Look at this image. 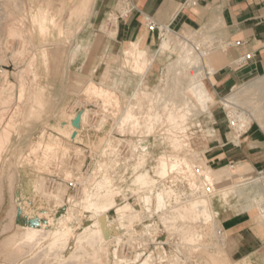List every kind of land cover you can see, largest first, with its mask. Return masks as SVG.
Masks as SVG:
<instances>
[{
	"label": "rangeland",
	"instance_id": "1",
	"mask_svg": "<svg viewBox=\"0 0 264 264\" xmlns=\"http://www.w3.org/2000/svg\"><path fill=\"white\" fill-rule=\"evenodd\" d=\"M217 1H219V0H215V2H217ZM71 3L72 2H68L67 0H65V1H63V0H0V5H1L0 6V8H1L0 9V24H1L0 25V86H1L0 87V91H1L0 97L1 98L0 99H2L3 96L5 97L6 93L10 92L7 89L11 85L13 87V90H14L12 92V98H13V100H15L13 102L14 105H12V108L7 113L5 112L6 111L5 107L2 104H0V110L2 109L0 111V113H1L0 116L2 115V113L4 115V112L6 115L5 116L6 118L3 116L0 117L1 121L3 120L2 126H1V121H0V126H1L0 131L3 130L7 126L11 117L17 111V108H18V113H19L16 115L18 117L16 119L17 124H16L15 129L13 130L14 132H12L11 143L9 144L7 150L4 152V154L2 156V159L0 160V174H1L0 179H2V181L0 180V184H1L0 186H2V187H0V193H1V196L3 199L1 204H0L1 205L0 206V264H20V263L24 264L26 260H28V262L26 261L27 263H25V264H30V263L31 264H44L42 262H39V260H38L39 258L37 259L35 257V255L38 256L37 252H39V254H40V252L44 251L43 247H45V246L48 247L51 239L47 238L46 240H44V242L42 243L41 246H38V248H36L34 251L24 253L23 255H26V256L21 255L20 256L21 258L19 256H18L19 257L18 258L15 255L14 247H11V248L6 247L5 242L12 235H14V233L17 232L18 225H21L22 219H24V221H26L25 222L26 225H28L30 220L31 221L32 220L37 221V225H40V224L47 225V224H49V222H48L49 218L48 217H51L54 219V224H52V226L49 225L48 229H51V232L53 231L54 233H55V230H57V228L60 229V228H65L67 226L74 227V225L76 223H78L77 215H78L79 211L83 207H90V205H91L90 202L85 199V198H87L86 197L87 196V190L89 191L90 195L92 194L93 200H94V198H96V194H98L97 190H99V188H100L99 184H97L98 180L99 181L102 180V182H103L104 180L107 181L109 179L105 185L106 189L103 185V187L99 190V192L100 191H106L112 187H115L114 189L118 188V190H120L122 192V194L124 195L125 199H123L124 201H122V202L127 203V201H128V203H132V202L134 203V202H137V199L139 197L140 198L142 197L143 200L145 197V199L149 198L150 199L149 201L152 200L151 205L153 206L152 203H154V200L158 198V197H156V194H157L156 192L159 191L158 189H160V187L158 186V189H157V187H156L157 185H154V187H156V189H154L152 184L150 185L148 183V185H147V183L145 184V182H143V180L140 181V179H139V181H137L138 177H139L138 175L143 176L144 174L145 175L147 174L149 177L153 178V179L150 178L151 180H154L157 178L159 180L160 178L158 177V175H156L157 171H158V168H157L158 164H160L159 158L161 156H165V159H167L168 154L170 156H177L178 155L179 157H182V156L186 157L189 155L188 159H191L192 163L194 165H196L197 167H199V168H203L200 166L209 167L211 169L213 175H214V179H215V183H214L215 187L214 188H215V190L217 191L220 189H225V192L223 191L221 193V196L219 195L215 198L211 197V198H213L212 202L214 205V211H216L218 213V215L216 216L217 217L216 219L218 222V223H216V225H217L216 230H215L214 224L213 225L209 224L208 226H205L204 229L202 228L203 230L198 229L199 231H202V232L204 231L203 235H204V233H205V235L201 236L202 238L199 239L200 242L198 241V239H196L197 240L196 242L198 244L196 242H194L195 243L194 246L197 245L196 247L199 249L198 250L196 247H194L195 251H194V248H193V250L191 249L192 252H194L195 254H193V253L189 254V252H191V250L188 248L189 245L186 246V244H185L186 242L183 243L184 241L178 235H176V237L172 239L173 242H172V245L170 246L171 249H169V250L167 249L168 252L171 254V256H173L172 260H174V257H176L175 261H179V259H180V261L183 262V259H184V262H187V260H188V262H190V260H191L192 261V262H190L191 264H196V261H197V264H206V260L207 261L209 260L207 262V264H214V263H212L211 259H209L210 257L204 255L203 250H201V249L205 248L208 253H211V254L213 253V255H215V256L218 255V253H219L218 250L222 249L223 250V256L225 257V264H244L241 261L240 255L235 253V251L237 250V245L232 243L231 239L228 237L227 233L225 232V230L223 229V227L221 225V220L223 218V217H221V214H222V211L225 210V206H230L233 209V211H237L239 209H240V211H248L251 214V217L253 219L256 218L257 216H261V213L258 210L259 206L257 204H255L251 210L246 209L245 207L250 205V202H251L250 198L253 197L255 194H257L258 191H260L262 189V184L260 186L259 182H260V180H261V182H262V180H264V178H263L264 176H258L257 175L258 172H257V173L251 174L247 177L246 176L243 177V175L240 174L243 172V170L240 168H239V170L237 168H231V167L223 168V169H216L214 166H212L207 161L205 154H206V151H208V149H209L208 146L210 145V141L215 139L214 128H217V125H215L216 124L215 119H213V120L210 119L208 117V115L204 114V115H199L197 117L192 116L193 118L190 117L186 122L185 129H183V130L182 129H176L175 130V128L172 127V124L169 125L170 122L166 121L167 119L164 115L165 110H164V106H163L164 97L166 99H168L170 97V93L174 92V97L171 96L169 98L170 100H173L174 102H180L182 99V95L178 96L181 99L176 98L175 93H177V90L173 91V89H171V85H174L173 82H175V80L174 81L172 80V76H173L174 72L171 71L169 68L172 67L173 65L177 64V62H178V54H177L176 50L167 49L164 51H159L160 44H161V41H159L158 46L153 50V52L157 51L155 64L152 67V69L150 71H148L147 74H145L144 76L142 75L144 77L143 78L139 74V72L142 73L141 70L136 69L134 67L136 70V73L132 72V68H133V64L131 63L132 61L131 62L128 61L126 53H125L127 48L125 49V51H124V48L119 50L117 48V46L115 45L116 35H115V33H113V30L115 31V28L113 27V22H111V21L116 20L117 24H118V20H117L118 16L124 15L125 9L123 7H120V8L118 7L117 11L111 12L110 14H108L104 19H102L100 21V23L93 24L91 22V20H92L94 8H92L93 10H92L91 14L87 13L88 16H87V14L84 16V17H87V19H85L83 17V18H81V20H76L74 17L71 16V8H72ZM9 5H10V7H9ZM208 9H209L208 11L210 14L208 13L207 18H205V20L201 24V26L196 28V29H192V30L190 29L191 32L188 30L185 33L187 35L189 33L190 34L189 36L193 35L192 37L194 39L196 38L195 39L196 41H200L201 42L200 44H202V46H201L202 50H204V51L210 50V52L212 51L213 53H216V54L222 53L221 55H224L230 46V43L226 37V34H227L226 26H224V24H221L223 22H221L222 16H221V12H220L219 8L211 5L208 7ZM1 11H3V12L1 13ZM36 11H37V13L41 12L40 14H42V15L46 14L49 19L51 18V20L53 18H54L53 20H55L53 22V24L52 23L50 24V35L51 36L48 37L45 41H43L40 38V36L37 33V30H35V32H34V30H32V29H34L32 17H33V15L34 16L37 15ZM8 14H15V16L18 19L20 18L21 20L22 19L24 20L25 26H24V29L22 30V33L24 34L23 39L22 38H18V39L14 38L15 39L14 40V39L10 38V36L8 35L9 31L7 29V26L10 28V25L12 26L14 23L15 27H17V28L21 27L20 23L18 21H17L18 23L14 22V21H16V20H14V18H12L9 21V23H10L9 24L8 23ZM69 15H70V17H69ZM213 15H215V16H213ZM19 16H21V17H19ZM114 17H115V19H114ZM218 17H220V18H218ZM3 18H4V20H3ZM11 22H13V23H11ZM211 22L212 23L218 22V23H216L217 24L216 25V24H212ZM212 25H215V27ZM82 26H84V27H82ZM211 26L214 28H212ZM78 27H80L82 30ZM110 27H113V29L111 28V30H110ZM208 27H209V30H208ZM64 29H65V31H64ZM60 30L63 31V33H60ZM117 31H118V27H117ZM174 32H175L174 36H176V34L185 35V33L182 31L174 30ZM34 33H37L36 38H35ZM59 33L61 34V36ZM25 34L27 37L25 36ZM116 34H117V32H116ZM206 34L207 35H213V37L211 36L212 38H210L211 40L209 39V37ZM199 35H200V37L206 36V37H203V39H205V38L207 39V41L204 40L205 44H203L204 42H202L203 39L198 37ZM214 35H215V43L213 41V43L211 44V47H212L211 48L209 46H210V43L212 42V40L214 38ZM62 36H63V39H62ZM176 37H178V35ZM176 37H174V38H176ZM26 38H27V40H26ZM5 39H6V41H5ZM198 39H200V40H198ZM208 39L210 40V42ZM23 40L26 41L25 43L27 45L24 43ZM13 41L15 42L16 45L12 47L11 44L14 43ZM6 42H7V44H5ZM16 42H18V43L20 42V44L25 45V47L23 46L24 47L23 50L26 51L27 53L25 52V55H23V58L15 55V52H16L15 50L18 49V44ZM208 42H209V44H208L209 46L207 47L206 43H208ZM42 47H45L46 49H48L49 52H51L50 53V64H49V66H44L43 61L41 59ZM206 48L207 49L209 48V50H207ZM12 52H14V53L12 54ZM106 52H109L108 56H105ZM33 53H34V55H32ZM13 55H15V56L13 57ZM31 57H32V59L35 58V61H36V63H34L35 65L33 64L32 66L30 65V63L32 61ZM103 57L105 58V61L102 63ZM26 59H27V61H26ZM126 59H127V61H126ZM20 63H22V64H20ZM46 67H47V69H46ZM134 68H133V71H134ZM167 68H168V70H167ZM19 70H21V72ZM23 71H25V72H23ZM34 71H35V73H34ZM5 72H6V74H5ZM19 73H20V75L23 76L22 79H23L24 87L26 89L29 87L26 90V91L29 90V93L26 92L25 97L21 98V99H20V94H19L20 93V91H19L20 90ZM74 73L76 74L75 76H74ZM77 74H78V76H77ZM34 75H36V76H34ZM5 76H6V78H5ZM166 76H168V77H166ZM175 78L177 79L176 76H174L173 79H175ZM211 78H212V76H208V78H206L204 80V82L208 86L209 90L211 91V93L213 94L214 99H215V104L214 105L211 104L212 112L215 116L220 115V117H222V120L225 121V123L223 124V125H225V128L229 127V130H232L228 124L225 112L223 110L224 105H223V103H221L222 102L221 98L216 97L215 93L213 92V90L211 88V85L209 83V80H211ZM74 80L75 81L77 80V81L75 82ZM77 82H78V84H77ZM89 82H94L98 87H104V88L108 87V89L112 90V92L115 93V95L120 99V104L122 103L121 105H123V106H121L122 109L125 108V105L128 106V103H130L129 102L130 97H132L134 92L139 88L141 82H143V86L141 87V89H143L144 91L146 90L147 93H149L148 96L150 98L152 96L158 95V92L162 97H159L160 101L157 98V101H158L157 103H156V99L154 101H151V100H148L150 98H148V97H147V99L145 98L144 101L141 103L143 105V108L140 109L141 111L140 110L138 111V109L140 107H142V105L137 104L135 112H137L136 113L137 117L140 120V121L138 120L139 125H140V126L138 125V127H140V129L133 128L134 130H132V128L130 127L132 125H127L126 127H124L126 132L123 131L124 130V129H122L123 127L120 129V130H122L121 131L122 135H121L120 133H118V132H120V130H119L120 127H118L114 123V121H115L114 119L112 120L109 118L110 115L107 112V109L104 110L103 108H99L100 106L99 107L95 106V100H101V97L99 96V91L93 89L92 93L89 94L88 96H86L87 95L86 93L85 94L83 93V91L85 92V89H86L87 85L89 84ZM7 84H8V86H7ZM69 84L70 85L73 84V85L70 86ZM182 84L183 85L185 84V81H183V79H182ZM31 87H32V89H31ZM42 87H43V89H45L44 91L41 89ZM242 87H244V86H242ZM242 87H240V88H242ZM263 87H264V85H263ZM240 88H239V90H240ZM258 88H260V89L258 90ZM37 89H38V91H37ZM237 89L238 88H236L234 91H238ZM35 90H36V92H39V94L35 93ZM169 90H171V92H169ZM255 90H257V91H255ZM255 90L253 89V91H250L251 95H250L249 91H248L249 93L247 92L248 96L250 95L248 99H251V101H248L247 93L244 95V96H246L245 98L247 99V102H248L247 105L240 102V104L237 106L238 110L241 109V110L245 111L244 112L245 115L247 114L246 117H243V115L240 114L238 119L240 120L241 123H249V124L255 123V124L260 125L264 129V125H262V123H261V122H264V92L262 90V85L260 87L255 88ZM95 91H97V92H95ZM3 92H5L4 95H3ZM166 92L169 94V96H167ZM252 92L254 94H252ZM33 93L37 94V95H34ZM62 95H63V97H62ZM27 96H28V98H27ZM176 96H177V94H176ZM228 96H226L225 98L222 97L223 100L226 99ZM251 96H252V98H251ZM60 97H61V99H60ZM245 98H244V103L246 102ZM54 101H56V102H54ZM240 101H243V98ZM133 102L135 103L136 101H133ZM150 102L152 104H154V103L155 104L153 106H151L152 104H150ZM158 103H160V106L158 105ZM161 104H162V107H161ZM139 105H140V107H139ZM108 106H110V104ZM149 106L152 107V108L150 107L152 110L155 108L154 111H152L149 108ZM157 106H158V108L159 107L161 108L160 110H157L158 112L156 111ZM52 108H54V109H52ZM3 109H4V111H3ZM162 109H163V111H162ZM254 110H256V113L258 112V114L261 115L262 121L258 122V121L253 120L252 114H254L253 113ZM146 111H147V113H146ZM82 112H84V113H82ZM140 112H143V113L141 114ZM153 112H154V114H152ZM84 114H87V117L85 118L86 122H84L85 123L84 125H80L81 126V127L79 126L80 130L75 133L76 138H77V140H76L75 138L70 137L68 135L69 131L73 132V130H72V129H74L73 128V126H74L73 122H72V125H73L72 128L67 129V130H63L61 125H63L64 123L68 124L69 123L68 119L72 118L73 116H75V120H76V118L79 115L82 116ZM158 114L160 115V117H156ZM248 114H249V117H248ZM146 115L147 116L151 115V118L153 117V120H156L159 118L160 121H158L159 119L156 120V121H158L159 124H157L156 121L154 122L151 118H148ZM143 116H144V118H143ZM163 117H164V119H163ZM142 119H144L145 122H144V120L142 121ZM147 119H149V120H147ZM150 119H151V121H150ZM104 121H105V123H104ZM147 121L149 123L148 125L146 123ZM100 122H102V123H100ZM161 122H162V124H161ZM217 122L219 123V120ZM143 124H145L147 126V128ZM155 124H157V125H155ZM98 125L101 127H99ZM141 125H143V127ZM152 125L153 126L155 125L154 126L155 128ZM186 126H188V128H186ZM150 127H151V130L149 132L151 133V131L153 130L151 133L152 136H150L151 134L149 132L147 133L148 128H150ZM159 127H160V130H158ZM164 128H166L167 131ZM42 129H45V130L47 129L48 136L50 134L53 135V136L50 135L53 139L55 137H59L62 139L61 145H59L57 147H53L54 149H56L55 150L56 155L53 152L50 155L51 159L47 158L50 161V164L48 167H47V165L49 162L46 159L47 153L45 150L46 149L45 145L42 146L43 148L40 147L39 151L34 152V153L31 152L34 150L36 151V147H34V144H36L35 140H37L38 133L40 131H42ZM146 129H147V131H146ZM162 129H163V131H161ZM168 129H170V131L172 133H170L168 131ZM116 130H119V131H116ZM177 130H179V131H177ZM122 132H124V133H122ZM187 132H188V134H187ZM171 134H177L176 136L179 135L178 136L179 140L181 141V143L184 144V145L181 144V147H182L181 149L174 151V149L172 147V142H171V136H172ZM146 135H149L150 138L152 139V141H154L152 154L151 155L146 154L142 157V159L139 156H137V157L134 156L133 158H131L132 155H130V153H128V152H127V154H129V155L125 156L126 151H128V148H126L125 144H124V146L122 145L123 142H122V144L121 143L119 144L117 140H119V141L124 140V141L128 142L130 139V141H134V142L136 141L137 142L141 139L140 137H143ZM165 135H168V136H166L167 138H164ZM133 137L135 139H136V137H137V139L139 137V139L135 140ZM162 137H163V139H162ZM109 139L111 140V142L113 141L112 143L115 144V145L113 144L115 149H113L114 154H113L111 159L109 158L107 153H104L106 141H108ZM33 140H34V142H33ZM112 143L109 145H112ZM117 145H118V148L116 147ZM113 146H111V147H113ZM100 147H101V149H100ZM41 148H42V150L44 149V151H43V152H45L44 157L42 155L43 152H42ZM122 150H124V151H122ZM187 153H188V155H187ZM52 154H54V157L55 156L56 157L54 158L52 156ZM192 154H193V156H192ZM40 156L42 157L43 160H46L47 163H45L46 161H41L42 159L39 158ZM121 156H122L123 160H125V162L122 160V158H119ZM116 157L118 160L116 159ZM134 158H136V159H134ZM137 158H139V159L137 160ZM34 162L35 163L37 162L38 164H35ZM45 168H46V170H44ZM135 169H137V170H135ZM68 174L71 175V176L69 175L70 176L69 178H67ZM176 175L179 177V174H176ZM10 176H12V177H10ZM75 176H76V178H75ZM178 177H177V180L180 179V177L179 178ZM41 179L45 181V184H47L46 188H47L48 192L52 193L54 190L57 191V189L61 190L62 192L64 191L62 193L61 198H58V199H61V200H59V202L62 204V207L58 206V204L55 201L52 202V200H49L47 197L41 195V193L39 192V189H37V191L35 190L36 189L34 187L35 184H37L38 181ZM258 179H260V180H258ZM35 180H37V183ZM78 180H79V182L80 181L81 182L79 183ZM182 180L183 179L181 178L180 180H178L177 186L176 185L173 186L174 190L176 192L175 195H172L171 197H168V198H166L167 195L162 196L161 199L163 201H165V204L169 205L171 203H175L176 199L179 198L180 195L181 196L179 199H181L182 196H184V193L185 194L190 193L187 182H182ZM250 180L251 181L252 180L257 181L258 184H253L250 187L247 186L245 188L246 191L244 190V193H242V194L238 193V191L240 189H242V187L237 188L236 184L248 183V181L251 182ZM109 181H110V183H109ZM73 182L75 185L70 186V183H73ZM56 184H58V185L56 186ZM234 185H236V186H234ZM257 186H258V188H256ZM41 187H40V185L38 186V188H41ZM94 187H95V189H94ZM149 187L150 188L152 187V188L150 189ZM9 188L11 191L9 190ZM146 189H148V190H146ZM162 189L163 188L160 189L161 192H163ZM256 189H257V191H256ZM215 190H213V191H215ZM15 191H16V193H15ZM95 191L97 193H95ZM138 191H139V193H138ZM149 191L150 192L152 191V192L150 193ZM160 191H159V193H160ZM181 192L183 195L181 194ZM133 195L134 196L136 195V196L133 197ZM145 195L146 196L148 195V196L146 197ZM44 198L45 199L47 198V199L45 200ZM224 200H225V202H224ZM228 202H230V203H228ZM242 202H243L245 207L243 206ZM12 203H14V205ZM126 203H124V205ZM138 203L140 205L143 204L142 201H139ZM19 204L24 206V207H20ZM77 204H79V205H77ZM101 205L103 206L104 204H101ZM240 206L242 208L244 207L243 209H245V210H242V208H240ZM42 207H44V208H42ZM17 208H19V210ZM16 210H17V213H16ZM37 210H38V213H37ZM43 210H46V211H43ZM19 212L21 213L20 222H18ZM14 213H16V216H14ZM26 213L27 214L29 213V214L27 215ZM69 213L73 214V217H72L73 220L71 219V217L69 218L70 220L68 219L69 221L66 220L67 214H69ZM38 214H40V215H38ZM45 214H47L49 216L47 217ZM64 214L66 215V217L64 216ZM13 216L15 218H12ZM39 216H41V217H39ZM116 216L117 215H116L115 210H112L110 208L102 209L101 214L96 215V218H100V220L103 221L104 228L102 229V232H103L104 236H106L107 239L111 238L113 234L124 232V229L120 227L118 222H116L117 221ZM13 220L15 222H13ZM65 220H66V222H65ZM124 221H125L126 225L127 224L131 225V224H129L130 221H128L126 219ZM169 221H170V224L168 223ZM57 222H58V224H57ZM150 222L154 223L155 220L153 219V221H150ZM159 224H161L160 221H159ZM10 225L12 227H10ZM166 225H168V226L170 225V228H172V226H174V225H175V227H179L182 225V222L179 219H177L176 221L174 219L173 222L171 221V219L170 220L168 219L165 221V226ZM257 225H259L258 226L260 228L259 231H262L264 234V225L262 226L258 223H257ZM133 226L136 229L138 228L139 232H142L141 223L137 222V223H135V225L133 224ZM181 227H183V226H181ZM181 227H180V229H181ZM210 228L212 229V231ZM176 238H177V240H176ZM180 239L182 240V242L179 241ZM83 241H84L85 245L82 244ZM86 241H88V240H86ZM86 241L85 240L81 241V244L84 245L82 247L83 248L86 247L85 250L87 252L93 253L92 245H88V242L90 241V239L87 243H86ZM179 242H181L180 243L181 246L185 247L183 250L184 252L182 251L183 248L181 246H180V248H178L177 245ZM205 243H206V245H205ZM222 243H223V245L225 244V246H223ZM51 244H52V241H51ZM201 246H202V248H201ZM209 246H211V247H209ZM16 247H17L16 250H17L18 254H21V250H20L19 245H17ZM206 247H208V248H206ZM57 248H58V250H60L59 252L61 253L60 254L58 252L59 257H60V255L68 257V255L66 254L67 250L66 251L64 250L65 248H63V250H62L63 253L61 252L62 248L56 247L55 250H57ZM153 248L154 247L152 246L151 251H155L154 252V255L156 254L155 258H156V256L158 257V256L164 255L163 252H161V251L158 252L156 250H153ZM174 249H176V251ZM187 249H189V250H187ZM171 250H172V252H171ZM185 250H187L188 252ZM196 250L202 251V252H199L200 253L199 254L198 251H196ZM69 252L71 254L70 256H73V254H74V256L77 255V253H75L73 250L69 251ZM51 253H53V252L51 251ZM176 254L177 255L179 254L178 255V257L180 256L179 259L176 256ZM191 254L194 255L197 259L193 256L190 257ZM198 255H200V256H198ZM39 256H41V255H39ZM32 257H33V259L35 258L36 261H34L32 259ZM50 257H51V255H50ZM66 257H64V258H66ZM182 257H184V258H182ZM186 257H188V259ZM73 258H75V257H73ZM200 258H201V260H200ZM60 259L62 260V258H59V260ZM30 260H32V261H30ZM193 260H195V261H193ZM59 263L63 264L62 261L61 262H54V263L53 262L45 263V264H59Z\"/></svg>",
	"mask_w": 264,
	"mask_h": 264
},
{
	"label": "bare ground",
	"instance_id": "2",
	"mask_svg": "<svg viewBox=\"0 0 264 264\" xmlns=\"http://www.w3.org/2000/svg\"><path fill=\"white\" fill-rule=\"evenodd\" d=\"M93 3H94V0H76L74 2L71 3L72 5V8H71V16L74 17L76 20H81V18H83L87 13L88 14H91L92 13V8L93 7ZM1 6V5H0ZM10 7V5H9ZM91 8V9H90ZM1 9V8H0ZM62 9V8H61ZM3 11H1L2 13ZM63 12V11H62ZM5 13V12H4ZM10 13V12H9ZM37 13V11H36ZM41 13V12H40ZM40 13H37V15H33L32 17V20H33V28L32 30H37V33L38 35L40 36V38L45 41L48 37H50V24L55 21V20H51V18L49 19L48 16L46 14L42 15ZM43 13V12H42ZM64 13V12H63ZM69 13V12H68ZM67 13V14H68ZM26 14V13H25ZM87 14V16H88ZM46 15V16H45ZM60 15V14H59ZM215 16V15H213ZM217 16V15H216ZM21 17V16H19ZM70 17V15H69ZM14 18V22H19L20 23V26L19 28L15 27L14 23L13 25L11 26L10 25V28L7 26V29L9 31V36L10 38L14 39V38H22L23 39V33H22V30L24 29V26H25V22L24 20L22 19H18L15 14H8V23L9 21ZM57 18V17H56ZM85 19H87V17H84ZM220 18V17H218ZM217 18V19H218ZM71 19V18H70ZM69 19V20H70ZM113 19V18H112ZM111 19V20H112ZM115 19V17H114ZM113 19V20H114ZM117 19V18H116ZM213 19V18H212ZM4 20V18H3ZM89 20V19H88ZM2 21V20H1ZM13 21V20H12ZM17 22V23H18ZM28 22V21H27ZM58 22V21H57ZM65 22V21H64ZM84 22V21H83ZM89 22V21H88ZM113 22V27L115 28V31H116V28H117V21L114 20V21H111ZM110 22V23H111ZM223 22V21H221ZM85 23V22H84ZM83 23V24H84ZM212 23V22H211ZM218 23V22H216ZM215 22L212 23V24H216ZM10 24V23H9ZM16 24V23H15ZM64 24V23H63ZM112 24V23H111ZM223 24V23H221ZM1 25V24H0ZM18 25V24H17ZM32 25V24H31ZM217 25V24H216ZM62 26V25H61ZM60 26V27H61ZM215 27V25H212ZM211 26V27H212ZM58 27V26H57ZM81 27V26H80ZM78 27V28H80ZM84 27V26H82ZM113 27H110V30L111 28L113 29ZM210 27V28H211ZM212 27V28H214ZM59 28V27H58ZM77 28V29H78ZM211 28V29H212ZM60 29V28H59ZM81 29V28H80ZM189 29V28H188ZM62 30V29H61ZM60 30V33H63V31ZM67 30V29H66ZM82 30V29H81ZM109 30V31H110ZM192 30V29H191ZM201 30V29H200ZM208 30H209V27H208ZM65 31V29H64ZM79 31V30H78ZM113 30V33L115 32ZM190 31V30H189ZM207 31V30H206ZM205 31V32H206ZM77 32V31H76ZM186 32V31H185ZM184 32V33H185ZM191 32V31H190ZM194 32V31H193ZM196 32V31H195ZM27 33V32H26ZM37 33H34L35 34V38H36V34ZM59 33V34H60ZM28 34V33H27ZM52 34V33H51ZM65 34V33H64ZM111 34V33H110ZM193 34V33H192ZM196 34V33H195ZM63 35V34H62ZM74 35V34H73ZM175 35V32L173 31H167L163 37H162V41H161V44H160V48H159V51H164V50H167V49H173V50H176L177 51V54H178V62L177 64L173 65L172 67H170L169 69L171 71L174 72L173 76H172V80L175 82H173L174 85H171V89L174 90H177V93H175V97L176 98H180L178 96L182 95V99L180 102H174L173 100H170L169 98L171 96L174 97V92H171V90H169L170 93V97L168 99H166L164 97V100H163V106H164V115L166 117V121L167 122H170L169 125L172 124V127L176 129H185V125H186V122L187 120L191 117L193 118L192 116L194 117H197L199 115H208V117L210 119H214V114L212 112V106L211 104H215V99H214V96L213 94L211 93V91L209 90L208 86L206 85V83L204 82V80L206 78H208V76H213V74L218 70L220 69L224 63H225V60H224V55H221V54H216V53H212L210 52L209 48L207 50L209 51H204L202 50V44H200L201 42L200 41H196L192 36H189L190 34L188 33V35L185 33V35H179V34H176V36L178 35V37L174 36ZM207 35V34H206ZM26 36V34H25ZM58 36V35H57ZM61 36V34H60ZM71 36V35H70ZM210 38L213 37V35H207ZM212 36V37H211ZM27 37V36H26ZM176 37V38H174ZM195 37V36H194ZM200 37V35L198 36ZM203 37H206V36H203ZM203 37H200L203 39ZM9 38V37H8ZM61 38V37H60ZM7 39V38H6ZM5 39V41H6ZM21 39V40H22ZM31 39V38H30ZM62 39H63V36H62ZM208 39V40H209ZM217 39V38H216ZM15 40V39H14ZM27 40V38H26ZM67 40V39H66ZM70 40V39H69ZM200 40V39H198ZM207 41V39H203L202 42ZM211 40V39H210ZM209 40V42H210ZM24 41V40H23ZM68 41V40H67ZM215 43V35H214V38L212 40V42L210 43V46L207 44V47H211V44ZM10 42V41H9ZM14 42V41H13ZM22 42V41H21ZM26 41H24L25 43ZM59 42V41H58ZM18 44V49L15 50V55L17 56H20L23 58V55H25V52L23 50V48L25 47V45L23 44H20V42H16ZM23 43V42H22ZM57 43V42H56ZM219 43V42H218ZM4 44V43H3ZM7 44V42L5 43ZM26 44V43H25ZM60 44V43H59ZM63 44V43H62ZM205 44V42L203 43ZM12 47L15 46V42L13 44H11ZM27 45V44H26ZM48 45V44H47ZM226 45V44H225ZM8 46V45H7ZM20 46V47H19ZM24 46V47H23ZM206 46V45H205ZM16 48V47H15ZM205 48V47H204ZM212 48V47H211ZM214 48V47H213ZM9 49V48H8ZM12 49V48H11ZM10 49V50H11ZM26 49V48H25ZM12 51V50H11ZM215 51V50H214ZM14 52H12L13 54ZM27 53V52H26ZM50 53L48 51V49H46L45 47H42V50H41V59L43 61V64L44 66H49L50 64ZM126 53V56H127V59L128 61H132L131 63L133 64V68L135 67L136 69H139L142 71V73L139 72V74L141 75H145L147 74L149 68L151 67V65L155 62L156 60V56H157V51L153 52V51H144V50H141L137 44H133L131 45V47L127 48V50L125 51ZM211 53V54H210ZM224 53V52H223ZM13 55V57L15 56ZM34 55V53L32 54ZM28 56V55H27ZM226 57V56H225ZM25 58V57H24ZM126 59V61H127ZM226 59V58H225ZM32 60V61H31ZM31 63L30 65L32 66L34 63H36L35 61V58L32 59L31 57ZM25 61V60H24ZM27 61V59H26ZM25 61V62H26ZM70 62V61H69ZM227 63V62H226ZM22 64V63H20ZM35 65V64H34ZM132 66V65H131ZM133 68H132V71H133ZM134 68V72L136 73V70ZM47 69V67H46ZM168 70V68H167ZM21 72V70H19ZM25 72V71H23ZM28 72V71H27ZM30 72V71H29ZM169 72V71H168ZM35 73V71H34ZM76 73V72H75ZM74 73V76L76 75ZM6 74V72H5ZM4 74V75H5ZM25 75V74H24ZM140 75V76H141ZM36 76V75H34ZM73 76V75H72ZM78 76V74H77ZM76 76V77H77ZM174 76L177 77V79H173ZM8 77V76H7ZM22 75H20L19 73V80H20V99L21 98H24L25 95H26V92L29 93V90L26 91L27 89L24 87V83H23V79H22ZM168 77V76H166ZM264 77V76H263ZM6 78V76H5ZM144 78V77H143ZM183 81H185V84L183 85L182 84V79ZM74 79V78H73ZM7 81V80H6ZM75 81V80H74ZM77 81V80H76ZM75 81V82H76ZM184 83V82H183ZM78 84V82H77ZM70 85V84H69ZM73 85V84H71ZM70 85V86H71ZM262 85V90L264 92V78L260 77L259 79L255 80V81H252L251 83L249 82L246 86L237 89L238 91H234L233 93H231L226 99H222L221 103H223V105L225 106V108L228 110V112L230 111L231 115L239 118L240 114L238 113V108L237 106L241 103L243 104H246L247 105V99L249 98V96L251 95V92L250 91H253V89L255 90V88L257 87H260ZM3 86V85H2ZM8 86V84H7ZM31 86V85H30ZM143 86V82L140 83V86L139 88L134 92L133 96L130 97V103H128V106L125 105V108L122 109L121 105L120 104V99L115 95V93L112 92V90L108 89L107 88H104V87H98L94 82H89V84L87 85L86 89H85V92L83 91V93L87 94L86 96H88L89 94L92 93V90L95 89V90H98L99 91V96L101 97V100H95V106H100L99 108H103L104 110L107 109V112L109 113L110 115V119H114V123L120 127L119 130L122 128L124 129L123 131L126 132L125 128L127 125H132L130 126L132 128V130H134L133 128H138L140 129V127H138L139 125V118L137 117V112H135V109H136V106L137 104H140L142 105L141 103L144 101V99L147 97L150 98L148 96L149 93H147V91L141 89V87ZM1 87V86H0ZM173 87V88H172ZM5 89V88H4ZM3 89V90H4ZM32 89V87H31ZM36 89V88H35ZM43 91L45 89H43V87L41 88ZM260 88H258L259 90ZM6 90V89H5ZM4 90V91H5ZM9 90L10 92L6 93L5 94V97L3 96L2 99H0V104H2L4 107H5V112H9V110L12 108V105L13 102L15 100H13L12 98V92L14 91L13 90V87L10 85V87L7 89ZM74 90V89H73ZM38 91V89H37ZM250 92V95L248 96V93ZM257 91V90H255ZM1 92V91H0ZM97 92V91H95ZM158 92V91H157ZM168 92V91H167ZM167 96H169V92L167 93ZM248 92V93H247ZM5 92H3V95H4ZM35 93L39 94V92H36L35 90ZM247 93V99L245 98L246 96H244L245 94ZM34 94V93H33ZM37 94H34V95H37ZM177 94V96H176ZM252 94H254L252 92ZM15 95V94H14ZM28 95V94H27ZM95 95V94H94ZM2 96V95H1ZM19 96V95H18ZM29 96V95H28ZM27 96V98H28ZM166 96V97H167ZM63 97V95H62ZM159 97H162L159 92H158V95H155V96H152L150 99L148 100H151V101H154L156 99V103L158 102L157 101V98L159 100ZM254 97V96H253ZM1 98V97H0ZM241 98V99H240ZM243 98V101H240L242 100ZM244 98L246 99V102L244 103ZM252 98V96H251ZM61 99V97H60ZM92 99V98H91ZM166 99V100H165ZM56 100V99H55ZM177 100V99H176ZM21 101V100H20ZM133 101H136L135 103ZM160 101V100H159ZM248 101H251V99H248ZM56 102V101H54ZM94 102V101H93ZM52 103V102H51ZM250 103V102H249ZM56 104V103H55ZM110 104V106L108 105ZM120 104V105H119ZM149 104V103H148ZM150 104H152L150 102ZM155 104V103H154ZM154 104H152L151 106H153ZM42 105V104H41ZM53 105V104H52ZM139 105V107H140ZM158 105L160 106V103H158ZM18 106V105H17ZM112 106V107H111ZM147 106V105H146ZM149 106V108L151 107ZM48 107V106H47ZM161 107H162V104H161ZM143 108V105L142 107H140L138 109V111ZM152 108V107H151ZM150 108V109H151ZM158 108V106H157ZM156 108V111L157 110H160L161 108L159 107L158 109ZM21 109V108H20ZM54 109V108H52ZM155 109V108H154ZM154 109L152 111H154ZM2 110V109H1ZM0 110V111H1ZM257 110V109H256ZM256 110H254V114H252V117H253V120L255 121H262L261 119V115L258 114V112L256 113ZM4 111V109H3ZM2 111V112H3ZM141 111V110H140ZM144 111V110H143ZM148 111V110H147ZM146 111V113H147ZM155 111V112H156ZM163 111V109H162ZM5 112H4V115L2 113L1 116L5 117ZM106 112V111H105ZM158 112V111H157ZM22 113V112H21ZM48 113V112H47ZM54 113V112H53ZM84 113V112H82ZM87 113V112H86ZM141 114L143 112H140ZM145 113V114H146ZM163 113V112H162ZM256 113V114H255ZM1 114V113H0ZM19 114L18 113V108H17V111L14 113V115L11 117L10 121L8 122L7 126L0 131V160L2 159V156L4 154V152L7 150L9 144L11 143V136H12V132H14L13 130L15 129L16 127V119L18 118L16 115ZM151 114V113H150ZM154 114V112L152 113ZM48 115V114H47ZM0 116V117H1ZM56 116V115H55ZM104 116V115H103ZM142 116V115H141ZM147 116V115H146ZM153 116V115H152ZM162 116V115H161ZM74 117V118H73ZM72 118L68 119L69 120V123L68 124H63L61 125L62 129L63 130H67V129H70L72 128V122L75 120V116H73ZM87 117V114H84L81 116V122H80V125H84L86 122L85 121V118ZM107 117V116H106ZM148 118H151V115L147 116ZM155 117V116H154ZM156 117H160V115L158 114ZM6 118V117H5ZM28 118V117H27ZM108 118V117H107ZM141 118V117H140ZM144 118V116H143ZM153 120V117L151 118ZM150 119V121H151ZM156 119V118H155ZM159 119V118H158ZM156 119V120H158ZM164 119V117H163ZM87 120V119H86ZM139 120V121H138ZM144 119H142L143 121ZM149 120V119H147ZM156 120H153L154 122ZM193 120V119H192ZM191 120V121H192ZM1 121V119H0ZM152 121V122H153ZM160 121V119L158 120ZM158 121H156L157 124ZM2 122L3 120L1 121V126H2ZM25 122V121H24ZM35 122V121H34ZM145 122V120H144ZM102 123V122H100ZM105 123V121H104ZM147 125L149 124L148 121L146 122ZM200 123V122H199ZM262 125H264V122H261ZM90 124V123H89ZM154 124V123H153ZM155 124V125H157ZM162 124V122H161ZM166 124V123H165ZM88 125V124H87ZM95 125V124H94ZM100 125V124H99ZM98 125V126H99ZM145 125V124H143ZM143 125H141L143 127ZM154 125V126H155ZM164 125V124H163ZM0 126V127H1ZM112 126V125H111ZM115 126V125H114ZM113 126V127H114ZM140 126V125H139ZM146 126V125H145ZM153 126V125H152ZM151 126V127H152ZM153 126V127H154ZM31 127V126H30ZM81 127V126H80ZM101 127V126H99ZM112 127V128H113ZM149 127V126H148ZM151 127L148 128V131L147 133L151 130ZM162 127V126H161ZM171 127V128H172ZM3 128V127H2ZM73 132H70L69 130V133L68 135L70 137H73L77 140L76 138V135L75 133L77 131H79V127H74ZM117 128V127H116ZM147 128V126H146ZM155 128V127H154ZM186 128H188V126H186ZM143 129V128H142ZM153 129V128H152ZM166 129V128H164ZM113 130V129H112ZM119 130H116V131H119ZM128 130V129H127ZM131 130V131H132ZM160 130V127L159 129ZM174 130V129H173ZM181 130V131H182ZM187 130V129H186ZM121 131L118 132L121 134ZM153 131V130H152ZM151 131V133H152ZM163 131V129L161 130ZM167 131V129H166ZM165 131V132H166ZM168 131L170 133H172L170 131V129H168ZM179 131V130H177ZM185 131V130H184ZM137 132V131H136ZM124 133V132H122ZM133 133V132H132ZM140 133V132H139ZM150 133V132H149ZM150 133V134H151ZM155 133V132H154ZM162 133V132H161ZM168 133V132H167ZM141 134V133H140ZM188 134V132H187ZM186 134V135H187ZM51 135V134H50ZM48 136V133H47V129H42V131H40L38 133V136H37V140L36 141V144H34V147H36V151H31V152H37L40 150V147H42L43 145L46 146V159L47 158H50V155L51 153L54 152V154L56 153L55 150L53 147H57L59 145H61V142H62V139L59 138V137H55L54 139L51 137V136ZM122 135V134H121ZM164 135V134H163ZM171 142H172V147L175 150H178V149H181V141L179 140L178 136H176L177 134H171ZM152 136V134L150 135ZM149 135H146V136H143V137H140L141 139L139 141H129L126 142L124 140H117L118 143L122 144L123 142V146L125 144L126 148H128V151H126V154L125 156L129 155L127 154L130 153V155H132L131 158H133L134 156H139L141 159L144 155L146 154H149L151 155L152 154V149H153V146H154V141H152V139L150 138ZM166 136L168 135H165L164 138H167ZM187 137V136H186ZM29 138V137H28ZM27 138V139H28ZM107 138V137H106ZM110 138V137H109ZM134 138V137H133ZM169 138V137H168ZM182 138V137H181ZM72 139V138H71ZM135 139V138H134ZM137 139V137H136ZM135 139V140H136ZM139 139V137H138ZM137 139V140H138ZM163 139V137H162ZM167 140V139H166ZM170 141V140H169ZM34 142V140H33ZM75 142V141H74ZM104 142V141H103ZM113 142V141H112ZM111 140L109 139L108 141H106V144H105V148H104V153H107L109 158L111 159L113 154H114V150L115 147L113 146L114 143H112ZM116 142V141H115ZM112 145H109L111 144ZM170 143V142H169ZM192 143V142H191ZM115 145V144H114ZM167 145V144H166ZM170 145V144H169ZM184 145V144H183ZM113 146V147H111ZM121 146V145H120ZM189 146V145H188ZM118 148V145L116 146ZM193 147V146H192ZM43 148V147H42ZM41 148V150H42ZM102 148V149H103ZM22 149V148H21ZM101 149V147H100ZM123 149V148H122ZM171 149V148H170ZM9 150V149H8ZM118 150V149H117ZM25 151V150H24ZM23 151V152H24ZM44 151V149L42 150V152ZM84 151V150H83ZM124 151V150H122ZM180 151V150H179ZM27 152V151H26ZM30 152V153H31ZM119 152V151H118ZM151 152V153H150ZM11 153V152H10ZM32 153V154H33ZM80 153V152H79ZM116 153V152H115ZM189 153V152H188ZM187 153V155H188ZM24 154V153H23ZM44 154L45 152L42 153L43 157H44ZM54 154H52V156L54 157ZM186 154V153H185ZM15 155V154H14ZM56 155V154H55ZM117 155V154H116ZM123 155V154H122ZM191 155V154H190ZM29 156V155H28ZM193 156V154H192ZM52 157V158H53ZM56 157V156H55ZM54 157V158H55ZM31 158V157H30ZM39 158L42 159V157L40 156ZM81 158V157H80ZM119 158H122L119 157ZM189 158V155L186 156V157H179L178 155L177 156H170L168 154L167 156V159H165V156H161L159 158V162L160 164H158V171H157V174L158 177L160 178L158 180L157 179H154V180H151L153 178L149 177L147 174L144 176L142 175H138V180L140 179L143 180V182H145V184L148 183L151 185H157V189H158V186L162 189L163 192L160 191V189H158L160 191L156 192V197H158L157 199L154 200V203L153 206L151 205V201H149L150 199L147 198L145 199L144 197V200L142 199V197L138 198L137 199V202H132V203H127L126 202H122L124 201L123 199L124 198V195L122 194V192L120 190H118V188L114 189L115 187H112L106 191H100L99 190L103 187H105L106 189V182L107 181H103L102 180H98L97 181V184H99L100 188L98 191V194H96V198H94V200L92 199V194L90 195L89 194V191L87 190V198H85L87 201L90 202V207H83L81 204V206L83 207L78 215H77V220H78V223H76L74 225V227H70V226H67L65 228H60L57 230H55V233L52 231L51 232V229H48L49 225L52 226V224H54V219L51 218V217H48L49 215L45 214L48 218H49V224L47 225H44V224H40V226H30V225H18V228H17V232L14 233V235H12L6 242H5V245L6 247H14V250H15V255L18 257H20L21 255L22 256H26V255H23L24 253H28V252H31V251H34L36 248H38V246H41L42 243L44 242V240H46L47 238L51 239L52 241V244H51V241L49 242V246L48 247H43L44 248V251H41L40 254L39 252H37L38 256L35 255V257L39 260V262H42V263H51V262H63V264H191L190 262H192L190 259V262H188V257H186L187 259V262H184V259H183V262L180 261L178 255L176 254V256L178 257L179 261H175L176 257H174V260H172V257L171 254L168 252L169 249H171V245H172V239L176 237V235H178L188 246V248L191 250H193L194 247H196L197 245L194 246V242H196L198 239H201L202 235H203V232L202 231H199L201 230L202 228L204 229L205 226H208L209 224H214L215 225V230H216V223L217 222V215L218 213L216 211H214V205H213V202H212V199L217 197V196H221V193L224 191L225 192V189H220V190H215V186H214V183H215V179H214V175L211 171V169L209 167H204V166H200V167H203V168H199L197 167L196 165H194L191 161V159H188ZM6 159V158H5ZM36 159V158H35ZM114 159V158H113ZM117 159V157H116ZM136 159V158H134ZM139 158H137L138 160ZM109 160V159H108ZM118 160V159H117ZM123 160V158H122ZM121 160V161H122ZM31 161V160H30ZM41 161H46V160H41ZM47 161L49 162L47 167L49 166L50 164V161L49 159H47ZM47 161L45 163H47ZM52 161V160H51ZM125 162V160H123ZM2 162V161H1ZM127 162V161H126ZM203 162V161H202ZM10 163V162H9ZM35 163V162H34ZM42 163V162H41ZM61 163V162H60ZM113 163V162H112ZM118 163V162H117ZM116 163V164H117ZM128 163V162H127ZM141 163V162H140ZM35 164H38L37 162ZM65 164V163H64ZM18 165V164H17ZM22 165V164H21ZM43 165V164H42ZM111 165V164H110ZM202 165V164H201ZM40 166V165H39ZM44 166V165H43ZM62 166V165H61ZM20 167V166H19ZM46 167V168H47ZM18 168V167H17ZM44 168V167H43ZM46 168L44 170H46ZM112 168V167H111ZM137 168V167H136ZM58 169V168H57ZM65 169V168H64ZM137 170V169H135ZM19 172V171H18ZM51 172V171H50ZM2 173V172H1ZM97 173V172H96ZM3 174V173H2ZM176 174H179V177L180 179L182 178V182H187V185L189 187V190H190V193H187L185 194L184 193V196H182L181 199L180 196L179 198L176 199V202L175 203H171V204H165V201H163L161 198L162 196L164 195H167L166 198L168 197H171L172 195H175V190H174V187L173 186H177V175ZM1 175V174H0ZM20 175V174H19ZM70 174L67 175V178H69ZM81 176V175H80ZM12 177V176H10ZM57 177V176H56ZM149 177V178H148ZM178 177V178H179ZM1 178V176H0ZM20 178V177H19ZM76 178V176H75ZM151 178V179H150ZM264 178V177H263ZM262 178V179H263ZM44 179V178H43ZM2 181V179H0ZM16 180V179H15ZM80 180V179H79ZM78 180V182H79ZM84 180V179H83ZM254 180V179H253ZM251 181L248 183H243V184H236L234 186H236L237 188L239 187H242V189H240L238 191V193H244V190L247 186H251L253 184H258L257 181ZM256 180V179H255ZM260 180V179H258ZM36 183H37V180H35ZM95 181V180H94ZM151 181V182H150ZM11 182V181H10ZM81 182V181H80ZM79 182V183H80ZM86 182V181H85ZM100 182V183H99ZM181 182V183H182ZM2 183V182H1ZM47 183V182H46ZM77 183V182H76ZM110 183V181H109ZM108 183V184H109ZM139 183V182H138ZM10 184V183H9ZM8 184V185H9ZM144 184V183H143ZM262 184V189L260 191H258L257 194H255L253 197L250 198V205H248L247 207L244 206L243 202V206L246 208V209H249L251 210L252 207L257 204L259 206L258 210L260 211L261 213V216H257L256 218H254V221L260 225H264V180H260L259 182V185L261 186ZM1 185V184H0ZM40 185L41 188H38V186ZM46 185L45 184V181L44 180H39L37 184H35V190L37 191V189H39V192L41 193V195L47 197L49 200H52L55 201L58 206L62 207V204L59 202V200L61 199H58V198H61L62 196V192L61 190H58L57 191H53L52 193L48 192L47 188H46ZM58 184H56L57 186ZM12 186V185H11ZM55 186V185H54ZM98 186V187H99ZM259 186V187H260ZM2 187V186H0ZM10 187V186H9ZM109 187V186H108ZM111 187V186H110ZM156 187H154V189H156ZM62 188V187H61ZM150 188V187H149ZM148 188V189H149ZM152 188V187H151ZM150 188V189H151ZM258 188V186L256 187ZM261 188V187H260ZM54 189V188H53ZM52 189V190H53ZM95 189V187H94ZM146 189V190H148ZM149 189V190H150ZM10 190V188H9ZM178 190V189H177ZM215 190V191H213ZM11 191V190H10ZM140 191V190H139ZM138 191V193H139ZM230 191V190H229ZM246 191V190H245ZM257 191V189H256ZM137 192V191H136ZM147 192V191H146ZM150 192V191H149ZM152 192V191H151ZM150 192V193H151ZM16 193V191H15ZM36 193V192H35ZM86 193V192H85ZM95 193H97L95 191ZM137 193V194H138ZM229 193V192H228ZM182 194V192H181ZM14 195V194H13ZM158 195V196H157ZM183 195V194H182ZM16 196V195H15ZM37 196V195H36ZM84 196V197H85ZM136 196V195H135ZM133 195V197H135ZM139 196V195H138ZM146 196V195H145ZM148 196V195H147ZM146 196V197H147ZM151 196V195H150ZM149 196V197H150ZM223 196V195H222ZM35 197V196H34ZM175 197V196H174ZM213 197V198H211ZM42 198V197H41ZM46 198V199H47ZM127 198V197H126ZM151 198V197H150ZM45 199V198H44ZM45 199V200H46ZM96 199V200H95ZM99 199V200H98ZM154 199V198H153ZM246 199V198H245ZM249 199V198H248ZM2 196H1V193H0V204L2 202ZM19 200V199H18ZM31 200V199H30ZM34 200V199H33ZM32 200V201H33ZM36 200V199H35ZM136 200V199H135ZM232 200V199H231ZM20 201V200H19ZM27 201V200H26ZM39 201V200H38ZM48 201V200H47ZM139 201H142V205H140L138 202ZM170 201V200H169ZM180 201V202H179ZM182 201V202H181ZM37 202V201H36ZM75 202V201H74ZM225 202V200H224ZM246 202V201H245ZM20 203V202H19ZM34 203V202H33ZM124 203H126L124 205ZM230 203V202H228ZM14 205V203H12ZM35 204V203H34ZM37 204V203H36ZM49 204V203H48ZM101 204H104L103 206ZM227 204V203H226ZM237 204V203H236ZM241 204V203H240ZM247 204V203H246ZM3 205V204H2ZM20 205V204H19ZM79 205V204H77ZM230 205V204H229ZM238 205V204H237ZM236 205V206H237ZM256 205V206H257ZM1 206V205H0ZM55 206V205H54ZM76 206V205H75ZM20 207H24L22 205H20ZM243 207V208H244ZM15 208V207H14ZM39 208V207H38ZM44 208V207H42ZM51 208V207H50ZM107 208H110L112 210H115L116 212V217H117V221L118 224L120 225L121 228L124 229V232H121V233H116V234H113L111 238L107 239L106 236H104L103 232H102V229L104 228V225H103V221L100 220V218H96V215L98 214H101V210L102 209H107ZM240 208H242L240 206ZM242 210H245L243 209ZM19 210V208H17ZM32 210V209H31ZM59 210V209H58ZM70 210V209H69ZM43 211H46V210H43ZM15 212V211H14ZM16 213H17V210H16ZM16 213H14V216H16ZM37 213H38V210H37ZM27 214V213H26ZM25 214V215H26ZM29 214V213H28ZM27 214V215H28ZM66 214V213H65ZM64 214V216L66 217V215ZM70 214V213H69ZM67 214V219L68 220L70 217L71 219L73 220V214L69 215ZM11 215V214H10ZM40 215V214H38ZM42 215V214H41ZM168 215V216H167ZM12 217V218H15V217ZM28 217V216H27ZM41 217V216H39ZM11 218V219H12ZM75 218V217H74ZM128 218V219H127ZM128 220L130 221L129 224L131 225H126L125 221L124 220ZM153 219L155 220L154 223L150 222V221H153ZM170 220L173 222L174 219L175 221L177 219L181 220L182 222V225L183 227L179 226V227H175L172 226V228H170V225H166L165 226V221L166 220ZM173 219V220H172ZM29 220V219H28ZM57 220V219H56ZM63 220V219H62ZM65 220V222H66ZM70 220V219H69ZM68 220V221H69ZM61 221V220H60ZM159 221L161 222V224H159ZM12 222V221H11ZM10 222V223H11ZM13 222H15L13 220ZM12 222V223H13ZM26 222V221H25ZM45 222V221H44ZM62 222V221H61ZM141 223V226H142V232H139L138 231V228H134L133 224L135 225V223ZM170 224V221L168 222ZM175 223V222H174ZM173 223V224H174ZM14 224V223H13ZM12 224V225H13ZM58 224V222H57ZM62 226V225H61ZM169 228H168V227ZM10 227H12L10 225ZM59 227V226H58ZM181 227V229H180ZM140 228V227H139ZM10 229V228H9ZM8 229V230H9ZM199 229V230H198ZM202 229V230H203ZM211 229V228H210ZM57 231V232H56ZM212 231V229H211ZM221 234V233H220ZM205 235V233H204ZM203 235V236H204ZM219 235V234H218ZM200 237V238H199ZM210 237V236H209ZM8 238V237H7ZM90 239V241H89ZM179 239V238H178ZM179 240L182 242V240ZM82 240H88L86 241V243L88 242V245H92V251L93 253H89L87 252L85 249L86 247H82L85 245L84 241L82 244H81V241ZM177 240V238H176ZM211 240V239H210ZM219 240V239H218ZM212 241V240H211ZM210 241V242H211ZM214 241V240H213ZM177 242V241H176ZM181 242L178 243V248H180L181 246ZM193 242V243H192ZM200 242V241H199ZM182 243V244H183ZM197 243V242H196ZM198 244V243H197ZM201 244V243H200ZM215 244V243H214ZM17 245H19L20 247V250H21V254H18L17 252ZM206 245V243H205ZM212 245V244H211ZM223 245V243H222ZM152 246L154 247L153 250H156V251H161L163 252V256H156L155 258V255H154V252L155 251H151L152 249ZM176 246V247H177ZM225 246V244L223 245ZM56 247H59V248H62L61 249V252L63 250V248H65L64 250L67 252L66 254L68 255V257L66 256H61L60 254V250H55ZM183 249L182 251L184 250V246H181ZM205 247V246H204ZM203 247V248H204ZM211 247V246H209ZM215 247V246H214ZM42 248V247H41ZM42 248V249H43ZM175 248V247H174ZM177 248V249H178ZM187 248V247H186ZM197 248V247H196ZM200 248V247H199ZM202 248V246H201ZM208 248V247H206ZM46 249V250H45ZM168 249V250H167ZM187 249V250H189ZM198 249V248H197ZM48 250V251H47ZM55 250V251H54ZM74 251L75 253H77V255L74 256V252L72 253L73 256H70V252L69 251ZM176 251V249H174ZM173 250V251H174ZM185 250V251H187ZM189 252L190 253H193L195 254L194 252ZM199 250V249H198ZM196 250V251H198ZM203 250L204 252V255L206 256H209L212 261V263L214 264H225V257L223 256V250L222 249H219V253L218 255H213V253H208L207 250L204 248V249H201ZM211 250V249H210ZM51 251L54 253H51ZM178 251V250H177ZM194 251H195V248H194ZM4 252V251H3ZM50 252V253H49ZM58 252L60 253V257L58 256ZM172 252V250H171ZM184 252V251H183ZM188 252V251H187ZM199 252H202V251H198ZM6 253V252H5ZM63 253V252H62ZM175 253V252H174ZM179 253V252H178ZM182 253V252H181ZM56 254V255H55ZM65 254V255H66ZM200 254V253H199ZM203 254V253H202ZM41 255V256H39ZM51 255V257H50ZM34 256V255H33ZM81 256V257H80ZM183 256V255H182ZM188 256V255H187ZM195 257L194 255L191 254L190 257ZM200 256V255H198ZM8 257V256H7ZM18 257V258H19ZM66 257V258H64ZM75 257V258H73ZM185 257V256H184ZM182 257V258H184ZM11 258V257H10ZM21 258V257H20ZM59 258H62V260ZM196 258V257H195ZM208 258V257H207ZM228 258V257H227ZM33 259V257H32ZM197 259V258H196ZM19 260V259H18ZM34 261L35 258L33 259ZM185 260V261H186ZM201 260V258H200ZM28 262V260H26ZM25 261V263H27ZM32 261V260H30ZM195 261V260H193ZM209 261V260H208ZM206 260V264L208 262ZM38 262V261H37ZM24 263V264H25ZM30 263V262H29ZM194 263V262H193ZM21 264V263H20ZM31 264V263H30ZM60 264V263H59ZM62 264V263H61ZM196 264H197V261H196ZM244 264H250V263H244Z\"/></svg>",
	"mask_w": 264,
	"mask_h": 264
},
{
	"label": "crops",
	"instance_id": "3",
	"mask_svg": "<svg viewBox=\"0 0 264 264\" xmlns=\"http://www.w3.org/2000/svg\"><path fill=\"white\" fill-rule=\"evenodd\" d=\"M211 5L220 9L227 40L232 43L224 54V65L209 80L216 97L222 98L236 88L264 78V0H199L194 7L189 6L187 0H94L91 22L100 23L118 7H123L125 14L118 16V31L116 28L114 32L117 48H124L125 51L137 44L141 50L153 51L160 39L157 33L148 31V17L158 24L185 32L201 26ZM238 41L241 46L234 45ZM249 53L254 55V59L246 65H239L238 60ZM108 55L109 52H106L105 56ZM104 61L103 57L102 63ZM214 119L217 128H214L215 139L210 141L205 154L207 161L216 169L240 168L243 177L264 171V129L253 123L237 138L233 130L225 128V121L220 115H214ZM221 217V225L232 243L237 245L235 253L240 255L241 261L264 264V234L259 231V225L251 214L225 206Z\"/></svg>",
	"mask_w": 264,
	"mask_h": 264
},
{
	"label": "built area",
	"instance_id": "4",
	"mask_svg": "<svg viewBox=\"0 0 264 264\" xmlns=\"http://www.w3.org/2000/svg\"><path fill=\"white\" fill-rule=\"evenodd\" d=\"M199 0H187V4L189 6H197ZM146 22H147V28H148V31L151 32V33H157L160 41H162V37L163 35L167 32V31H173L174 30L171 28V26L169 25H164V24H158L153 18L151 17H148L146 19ZM232 43H230L231 45ZM235 46H241L242 43L240 41L234 43ZM254 59V55L252 53H249V54H246L244 55L242 58H240L238 60V64L239 65H246L248 64L250 61H252ZM225 98V97H224ZM223 98H221L222 100ZM223 110L225 112V115H226V118H227V121H228V124L230 126V128L234 131L235 135L237 138H240L242 136V134L248 130V128L251 126V124L249 123H241L240 120L231 115L230 111L228 112V110L225 108V106H223ZM239 114H242L243 117H246L245 115V111L243 110H238ZM248 117H249V114H248ZM258 176H264V171H260L257 173ZM74 182L73 183H70V186H74Z\"/></svg>",
	"mask_w": 264,
	"mask_h": 264
},
{
	"label": "water",
	"instance_id": "5",
	"mask_svg": "<svg viewBox=\"0 0 264 264\" xmlns=\"http://www.w3.org/2000/svg\"><path fill=\"white\" fill-rule=\"evenodd\" d=\"M80 121H81V116L79 115L76 118V120L73 121L74 127H79L80 126ZM20 220H21V213L19 212V214H18V222H20ZM21 224L26 225L24 219L21 220ZM28 225L34 226V227L40 226V225H37V221H33V220L32 221L30 220Z\"/></svg>",
	"mask_w": 264,
	"mask_h": 264
}]
</instances>
